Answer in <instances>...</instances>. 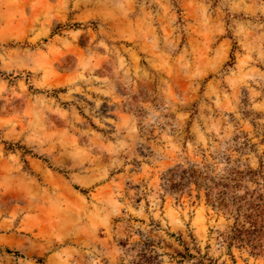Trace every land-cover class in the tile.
Here are the masks:
<instances>
[{
  "label": "rangeland",
  "instance_id": "374dc122",
  "mask_svg": "<svg viewBox=\"0 0 264 264\" xmlns=\"http://www.w3.org/2000/svg\"><path fill=\"white\" fill-rule=\"evenodd\" d=\"M193 164L264 191V0H0V264H264Z\"/></svg>",
  "mask_w": 264,
  "mask_h": 264
},
{
  "label": "trees",
  "instance_id": "16d2710c",
  "mask_svg": "<svg viewBox=\"0 0 264 264\" xmlns=\"http://www.w3.org/2000/svg\"><path fill=\"white\" fill-rule=\"evenodd\" d=\"M212 173L195 164L190 167L178 165L168 170L165 182L179 195L184 191L190 193L193 188L197 192L202 191L207 204L233 218V224L222 236L228 246L235 245L248 249L252 255L264 256V191L249 189L242 184L248 174L254 176L257 172L251 169L244 172L228 165L222 174ZM242 188L243 193L240 192ZM152 245L142 244L136 264H159L158 256L151 250ZM170 257L177 263L187 260L192 264H218L206 254H201L195 245L191 249L184 247L182 253L176 250Z\"/></svg>",
  "mask_w": 264,
  "mask_h": 264
}]
</instances>
